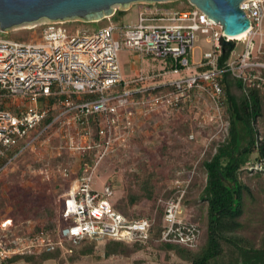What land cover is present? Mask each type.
<instances>
[{
  "label": "built area",
  "instance_id": "2783aa9c",
  "mask_svg": "<svg viewBox=\"0 0 264 264\" xmlns=\"http://www.w3.org/2000/svg\"><path fill=\"white\" fill-rule=\"evenodd\" d=\"M141 4L147 8L139 13L136 25L111 22L89 33L71 30L69 22L46 19L36 40L0 37V162L15 153L0 173L51 132L65 140L79 164L61 211L59 240L41 232L32 245L14 247L0 239V264L18 255L55 251L65 242L111 239L147 245L160 209L161 230L155 241L198 247L202 230L183 213L198 163L187 172L179 171L168 183L169 196L155 202L154 217L134 220L114 209L118 186L107 182L98 192L92 187L93 176L108 158L130 157L132 150L136 157L141 151L139 138L155 135L164 118L187 120L185 113L196 100L208 109L204 126H214L216 136L229 135L222 77L230 74L244 90L264 91V0L241 3L250 20L242 40L225 35L220 24L194 5L188 10L163 11L149 8L164 3ZM198 33L208 36L213 50L195 64L191 58ZM122 50L161 62L163 69L150 74L140 71L127 80L119 61ZM188 138L197 140L194 133ZM162 141L158 135L153 137L157 145ZM246 169L264 174V158ZM71 174L67 167L62 170L65 178ZM8 220L0 226L3 231L11 226Z\"/></svg>",
  "mask_w": 264,
  "mask_h": 264
},
{
  "label": "rangeland",
  "instance_id": "374dc122",
  "mask_svg": "<svg viewBox=\"0 0 264 264\" xmlns=\"http://www.w3.org/2000/svg\"><path fill=\"white\" fill-rule=\"evenodd\" d=\"M189 0H175L172 3H178L172 11H181L189 9ZM190 3V2H189ZM134 5V6H133ZM141 3L132 4L128 11L114 18L113 20H103L97 23H67V26L75 32H93L113 22L117 25H136L139 23V13L145 8H138ZM144 5V4H143ZM192 5V4H191ZM119 10V6L116 7ZM165 11V9L163 10ZM47 21L42 19L35 23L24 24L16 28L9 29L6 32L0 31V37L11 40L22 39L23 41L36 40L39 37L40 25ZM149 24H164L167 22L150 21ZM208 36L197 34L195 42V49L192 56V62L197 64L203 57L205 52L213 50L212 41H207ZM136 57L140 63L136 62ZM119 61L123 76L125 79L130 76H135L139 69H142L144 74L161 71L163 69L162 63L154 61L151 58L144 57L131 50H122L119 54ZM192 71H188L190 74ZM177 76H167L166 78H176ZM207 107L199 100L193 102L190 111L185 113L187 120L175 119L166 121L162 120V127L155 135H158L159 140H163L161 145L153 142L154 134L150 133L142 137L137 142V146L141 149L150 147L174 146L169 154L171 158L175 159L174 165L176 170L187 172L195 164H199L196 175L189 188L188 193L190 205L183 207L184 215L192 221L198 220L201 224L207 226V210L208 205L205 200L201 198L203 187L207 182V175L203 171L202 162L206 156L214 155L218 146L223 143L228 134L224 132L220 136L217 135V130L214 126H204V114H206ZM194 120L197 131L193 132L197 136V140L191 141L193 143H183L179 139L173 140V135L168 138V133L174 128L184 126V123ZM262 131V128H258ZM196 130V129H195ZM187 132L182 133L185 137H189ZM173 134V133H172ZM165 137V138H164ZM207 140V141H206ZM212 140V141H210ZM207 148V149H206ZM151 151V150H150ZM206 156L204 157V152ZM128 154L130 157H111L102 162L99 169L93 176L92 187L98 192H102L104 185L107 182H114L117 185L115 200L127 196L128 194L138 192L131 188L137 189V184L132 183V179L136 173L140 172L141 167H154V160L152 155L148 152L147 157L144 154L137 153L135 157V150ZM141 152V151H140ZM152 152V151H151ZM133 156V157H131ZM258 153H254L252 158H256ZM155 158V157H154ZM153 164V165H152ZM72 170V174L65 178L62 175L64 168ZM79 167L78 160L73 157L67 149L65 140L58 138L55 133H49L39 143L35 144L27 152L10 164L3 172L0 173V226L7 219L11 226L6 230L0 227V239L8 244L16 247L20 243H28L32 245V241L36 240L41 232H44L54 241H58L59 229L62 226L60 215L63 209L64 201L72 188L77 168ZM243 168L242 182L247 184L251 189V194L246 195L245 207L240 221L243 223V229L237 232V235L249 239H257L264 233V174L252 173ZM178 171V172H179ZM142 172V171H141ZM164 175V173H162ZM166 177H167V173ZM179 174L169 177L165 182V190L169 193L168 183L176 178ZM184 176V174H182ZM165 193V192H164ZM187 193V195H188ZM53 208L56 210L57 227L55 232L48 230H39L44 226L48 217V212ZM139 210L147 215L155 212V203H142L139 205ZM46 215L45 218L43 215ZM8 224V225H9ZM198 224V223H197ZM204 228L203 242H206V230ZM107 239H97L95 241H86L75 244L78 247L85 245H95L94 254L90 257L84 258L77 263L69 261V245L68 242L63 244L60 248L61 255L57 260L42 261L39 257V251L35 254L18 255L14 261H7L5 264H191L184 261L178 255L172 252L159 250L156 246L147 245L145 248L135 250L132 246H128V254H120L109 259L104 258L106 251ZM201 241V240H200ZM200 247V246H199ZM197 247L196 249H198ZM36 250V247L32 248ZM45 252L43 251H40ZM40 253V254H41Z\"/></svg>",
  "mask_w": 264,
  "mask_h": 264
},
{
  "label": "trees",
  "instance_id": "16d2710c",
  "mask_svg": "<svg viewBox=\"0 0 264 264\" xmlns=\"http://www.w3.org/2000/svg\"><path fill=\"white\" fill-rule=\"evenodd\" d=\"M172 2L159 4V6L161 9L168 11L174 10L173 8L178 3ZM187 4L190 9L192 5L189 2ZM123 13L125 12L117 10L110 20L119 17ZM18 41L23 40L18 39ZM226 56L225 54L223 59ZM222 84L226 94L224 112L225 118L229 122V135L218 146L216 153L206 156L202 162L203 171L207 175V182L201 194V198L208 205L206 228L198 220L192 219V221L198 223L202 230L201 241L198 245L200 247L198 249H190L181 245L157 243L155 239L159 236L161 230L162 209L158 210L157 214L152 212L147 215L139 210V205H142V203H155L158 199L169 196V193L165 190V182L179 171H175V159L171 158V154H169L174 147L172 145L159 148L150 147L147 150L145 149L146 147L141 149L140 153L147 157L149 152L154 160L153 164H156L154 167H141L140 172L136 173L132 178L134 179L132 183L137 184V189H131L138 190V192H132L119 201L115 200L114 209L130 220L154 217L156 214L155 233L147 245L175 253L191 264H264V233L257 239H249L237 235V232L244 227L240 218L245 207V197L247 194H251L250 187L242 182L243 168L264 158V91L257 89L244 90L242 83L230 74L222 77ZM260 127L262 131L258 129ZM197 129L196 123L192 118L184 123V126L172 130L173 140L179 139L184 144L193 143L187 136L184 137L182 133H193ZM140 140L141 138H139ZM26 152L19 155L15 161ZM254 153H258V156L253 159L252 155ZM14 155L15 153H11L4 158L0 162V168ZM165 173H167V177ZM189 195L188 193L184 200V207L190 205ZM56 210L53 208L48 212L46 222L39 230L55 232L57 227ZM45 216L44 214L43 217L45 218ZM204 228L207 233L205 243L202 240ZM86 241L95 240H84L82 242ZM68 244H70L69 261L71 263L80 262L94 254L95 245L78 247L72 242H68ZM147 245L107 239L104 258L109 259L120 254H128V246H132L135 250H140ZM61 252L60 249H57L52 252L38 253L42 261H48L59 259ZM15 257L8 261H14Z\"/></svg>",
  "mask_w": 264,
  "mask_h": 264
},
{
  "label": "water",
  "instance_id": "95a60500",
  "mask_svg": "<svg viewBox=\"0 0 264 264\" xmlns=\"http://www.w3.org/2000/svg\"><path fill=\"white\" fill-rule=\"evenodd\" d=\"M175 0H0V31L42 19L62 22L97 23L112 18L117 12L128 11L136 3H166ZM244 0H189L214 22L227 36L245 33L250 20L241 9ZM232 47V43L225 41Z\"/></svg>",
  "mask_w": 264,
  "mask_h": 264
},
{
  "label": "crops",
  "instance_id": "0c3cea01",
  "mask_svg": "<svg viewBox=\"0 0 264 264\" xmlns=\"http://www.w3.org/2000/svg\"><path fill=\"white\" fill-rule=\"evenodd\" d=\"M136 4H137V3H136ZM133 6H134V5H133ZM133 6L131 5V7H133ZM131 7H130V8H131ZM142 7L145 8V9L147 8V6H144L143 4H141L140 6H138V8H140V9H141ZM156 8L159 9V10H161V8H160L159 5H157V6H153V7H150L149 9L154 10V9H156ZM162 10H164V9H162ZM141 11H142V10H141ZM141 11H140V12H141ZM112 20H113V19H112ZM136 62H137V63H140V61L138 60V57H136ZM140 71H142L141 68L139 69V72H140ZM139 72H137V73H139ZM137 73H136V74H137ZM133 77H134V76L127 77V80H130V79H132Z\"/></svg>",
  "mask_w": 264,
  "mask_h": 264
},
{
  "label": "bare ground",
  "instance_id": "6f19581e",
  "mask_svg": "<svg viewBox=\"0 0 264 264\" xmlns=\"http://www.w3.org/2000/svg\"><path fill=\"white\" fill-rule=\"evenodd\" d=\"M246 35H247V32L239 34V35H236V36L229 35V37L231 39H235V40H242L243 38H245Z\"/></svg>",
  "mask_w": 264,
  "mask_h": 264
}]
</instances>
